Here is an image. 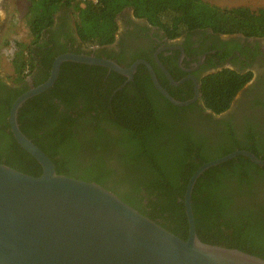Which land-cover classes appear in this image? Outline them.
Masks as SVG:
<instances>
[{
    "label": "trees",
    "instance_id": "obj_1",
    "mask_svg": "<svg viewBox=\"0 0 264 264\" xmlns=\"http://www.w3.org/2000/svg\"><path fill=\"white\" fill-rule=\"evenodd\" d=\"M25 1L34 16L28 19L26 37L12 39L16 49L8 74L11 85L0 83V163L34 176L42 175L43 166L19 143L9 116L15 100L30 89L29 78L36 86L46 82L53 60L66 52L49 30L60 7L73 9L78 34L88 47L115 42L118 16L126 8L171 39L206 25L222 34L264 37V5L213 7L203 0ZM198 4L203 7L194 13ZM157 73L161 78L158 68ZM174 76L180 80L182 75ZM253 76L252 71L231 67L208 73L202 79L204 105L178 106L157 89L145 64L119 90L125 75L101 65L65 61L55 84L25 102L19 123L52 158L59 174L102 184L188 239L185 198L195 172L238 149L264 159V141L251 136H256L255 130L247 131L243 140L232 136L230 142L214 146L203 126L211 117L205 109L216 114L227 111ZM181 88L185 95L169 90L179 100L193 97L192 81ZM197 106L202 109L195 113ZM192 203L202 241L264 258V165L241 155L207 169L195 185Z\"/></svg>",
    "mask_w": 264,
    "mask_h": 264
},
{
    "label": "water",
    "instance_id": "obj_2",
    "mask_svg": "<svg viewBox=\"0 0 264 264\" xmlns=\"http://www.w3.org/2000/svg\"><path fill=\"white\" fill-rule=\"evenodd\" d=\"M157 59L172 83L180 85L187 79L176 81ZM65 61L105 66L128 80L135 78L140 64H146L156 87L175 105H190L201 95L196 79V95L188 100L176 99L144 59L126 67L111 58L65 52L54 60L46 82L36 86L30 77V89L15 100L9 118L15 137L44 171L34 176L0 163V264H264V258L239 248L202 241L192 203L195 185L207 169L241 155L264 165V159L250 150L238 149L206 162L192 176L185 198L188 239L102 184L58 173L52 158L21 129L19 112L28 99L55 84Z\"/></svg>",
    "mask_w": 264,
    "mask_h": 264
},
{
    "label": "flooded vegetation",
    "instance_id": "obj_3",
    "mask_svg": "<svg viewBox=\"0 0 264 264\" xmlns=\"http://www.w3.org/2000/svg\"><path fill=\"white\" fill-rule=\"evenodd\" d=\"M8 2L9 0H0V9H5L8 12ZM6 17L0 11V35L8 24V17ZM54 17V24L49 30H53V35L57 37L56 43L62 48V51L64 49L66 52L80 50L83 52L82 54L98 55L117 62L121 61L118 63L126 67L131 66L137 60H147L153 65L156 73L157 68L161 71V78L157 73L158 79L170 94L169 89L171 88L176 93L185 95L181 86L190 80L194 83V97L197 91L196 79L200 83L201 92L203 77L224 67L252 71L254 73L252 80L241 90L227 111L216 114L205 109L206 113L211 114V117L210 122L203 126L205 134L214 143L212 144L214 146L230 142L232 136L243 140L247 136V131L254 130L258 133L256 136L253 134L251 136L256 140L264 141V37L222 34L206 25L195 29L198 31L171 39L159 26L153 25L145 17H137L132 8H126L118 16L119 32L115 42L105 47H88L78 34L77 20L73 9L62 6ZM104 50L106 52H103ZM158 57L174 79V73L182 75L181 79H175L176 81L187 79L180 85L172 83L159 64ZM182 72L185 74L183 75ZM37 73L38 70L34 77ZM192 76L194 78H190ZM128 79L127 77V80L122 84L123 87L132 81ZM1 82L7 84L9 82V85L12 83L9 81L8 74L0 68ZM171 95L173 96V94ZM201 98L202 92L194 103L199 102L201 106L204 105ZM201 109L197 106L195 113ZM231 132L234 133L231 135Z\"/></svg>",
    "mask_w": 264,
    "mask_h": 264
},
{
    "label": "rangeland",
    "instance_id": "obj_4",
    "mask_svg": "<svg viewBox=\"0 0 264 264\" xmlns=\"http://www.w3.org/2000/svg\"><path fill=\"white\" fill-rule=\"evenodd\" d=\"M207 4L213 7H234L247 5L254 8L264 5V0H203ZM209 5V6H210ZM202 4H198L195 7L194 13L200 11ZM208 7V6H207ZM211 7V6H210ZM30 4L28 5L25 0H9L8 12L5 9H0L3 16L8 17V24L4 28L2 35H0V68L6 74H11L13 70L12 58L15 53L16 46L13 42V38L24 39L27 33L28 19L33 18L34 14H30ZM6 17V18H7ZM8 45L6 46V42ZM12 42H11V41Z\"/></svg>",
    "mask_w": 264,
    "mask_h": 264
}]
</instances>
